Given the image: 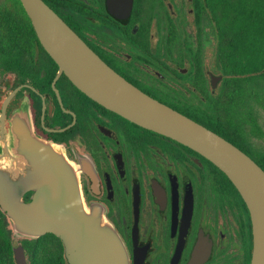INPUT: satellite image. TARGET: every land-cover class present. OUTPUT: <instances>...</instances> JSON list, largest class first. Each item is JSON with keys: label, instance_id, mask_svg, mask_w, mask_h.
I'll list each match as a JSON object with an SVG mask.
<instances>
[{"label": "flooded vegetation", "instance_id": "obj_1", "mask_svg": "<svg viewBox=\"0 0 264 264\" xmlns=\"http://www.w3.org/2000/svg\"><path fill=\"white\" fill-rule=\"evenodd\" d=\"M42 1L126 81L264 171V70L232 71L212 0ZM5 4L15 16L13 28L0 13V112L19 87L6 119L28 99L35 134L63 148L85 203L104 214L130 264H250V215L229 178L189 147L95 102L64 73L57 77L20 0Z\"/></svg>", "mask_w": 264, "mask_h": 264}, {"label": "water", "instance_id": "obj_2", "mask_svg": "<svg viewBox=\"0 0 264 264\" xmlns=\"http://www.w3.org/2000/svg\"><path fill=\"white\" fill-rule=\"evenodd\" d=\"M36 36L66 77L86 96L123 118L194 150L221 170L250 215V264H264V171L206 127L148 96L106 65L42 0H20ZM0 112V209L13 230L16 264H27L19 239L59 237L68 264H130L128 251L96 206L82 196L79 175L59 145L39 138L28 99ZM7 124V126H6ZM32 192L29 201L23 196Z\"/></svg>", "mask_w": 264, "mask_h": 264}, {"label": "trees", "instance_id": "obj_3", "mask_svg": "<svg viewBox=\"0 0 264 264\" xmlns=\"http://www.w3.org/2000/svg\"><path fill=\"white\" fill-rule=\"evenodd\" d=\"M219 17L220 39L228 51L227 60L236 75L264 70V0H212ZM34 39L35 34L31 31ZM7 61L11 58L5 54ZM13 230L0 209V264H16ZM29 264H68L59 237L45 234L35 239H19Z\"/></svg>", "mask_w": 264, "mask_h": 264}, {"label": "rangeland", "instance_id": "obj_4", "mask_svg": "<svg viewBox=\"0 0 264 264\" xmlns=\"http://www.w3.org/2000/svg\"><path fill=\"white\" fill-rule=\"evenodd\" d=\"M14 1L16 4V0H14ZM5 5H3V0H0V6L1 7L3 6L0 13L5 20V24L10 25V27L13 26V28H14V20H13V17L15 16L14 7L7 6V5L5 6ZM21 16H23V14ZM24 37H25V30H24L23 24L21 23L20 24V38L23 39ZM13 241H15V240H13ZM26 260H27V264H29V259L27 258V256H26Z\"/></svg>", "mask_w": 264, "mask_h": 264}]
</instances>
